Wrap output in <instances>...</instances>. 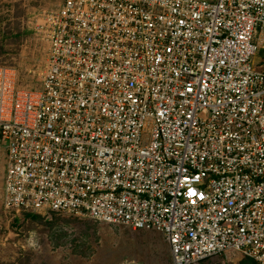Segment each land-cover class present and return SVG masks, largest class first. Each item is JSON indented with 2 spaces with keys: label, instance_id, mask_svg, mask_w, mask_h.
Segmentation results:
<instances>
[{
  "label": "built area",
  "instance_id": "obj_1",
  "mask_svg": "<svg viewBox=\"0 0 264 264\" xmlns=\"http://www.w3.org/2000/svg\"><path fill=\"white\" fill-rule=\"evenodd\" d=\"M44 36L38 87L0 66L3 209L264 264V0H61Z\"/></svg>",
  "mask_w": 264,
  "mask_h": 264
},
{
  "label": "rangeland",
  "instance_id": "obj_2",
  "mask_svg": "<svg viewBox=\"0 0 264 264\" xmlns=\"http://www.w3.org/2000/svg\"><path fill=\"white\" fill-rule=\"evenodd\" d=\"M61 0H0V66L12 68L16 85L36 88L44 70L47 14ZM5 148L0 142V264H172L156 231L85 217L11 212L1 204ZM199 264H250L227 253Z\"/></svg>",
  "mask_w": 264,
  "mask_h": 264
},
{
  "label": "crops",
  "instance_id": "obj_3",
  "mask_svg": "<svg viewBox=\"0 0 264 264\" xmlns=\"http://www.w3.org/2000/svg\"><path fill=\"white\" fill-rule=\"evenodd\" d=\"M261 54H262V52L260 51V52H259V57H256L255 60H258V59L261 57ZM165 252H166L167 256H168L169 259H170V258H171V255H170L169 246L166 247Z\"/></svg>",
  "mask_w": 264,
  "mask_h": 264
},
{
  "label": "trees",
  "instance_id": "obj_4",
  "mask_svg": "<svg viewBox=\"0 0 264 264\" xmlns=\"http://www.w3.org/2000/svg\"><path fill=\"white\" fill-rule=\"evenodd\" d=\"M250 261V264H254L250 259H248Z\"/></svg>",
  "mask_w": 264,
  "mask_h": 264
},
{
  "label": "snow or ice",
  "instance_id": "obj_5",
  "mask_svg": "<svg viewBox=\"0 0 264 264\" xmlns=\"http://www.w3.org/2000/svg\"><path fill=\"white\" fill-rule=\"evenodd\" d=\"M189 91H191V89H189Z\"/></svg>",
  "mask_w": 264,
  "mask_h": 264
}]
</instances>
